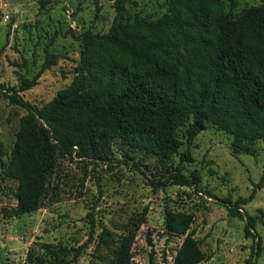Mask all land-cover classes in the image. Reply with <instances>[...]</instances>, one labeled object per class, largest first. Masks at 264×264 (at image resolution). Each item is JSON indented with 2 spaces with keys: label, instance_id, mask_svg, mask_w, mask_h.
Returning <instances> with one entry per match:
<instances>
[{
  "label": "trees",
  "instance_id": "trees-1",
  "mask_svg": "<svg viewBox=\"0 0 264 264\" xmlns=\"http://www.w3.org/2000/svg\"><path fill=\"white\" fill-rule=\"evenodd\" d=\"M92 3L98 13L100 0ZM126 3L114 2L106 34L90 29L80 34L75 76L43 107L24 101L19 93L35 87L41 74L57 64L48 49L31 79L19 76L17 88L0 85L1 96L26 110L3 165L4 177L16 183V207L8 216L41 208L59 158L106 163L115 140L159 160L178 156L175 171L163 184L197 189L200 173L186 166L193 161L200 127L228 135L233 156L255 157L257 144L264 143V5L232 15L223 0H167L166 12L153 20L129 15ZM263 184L264 172L248 197L222 200L232 216L245 221L246 237L256 240L246 264H255L261 243L255 234L259 218L242 214V206ZM144 220V214L129 220L112 264H132ZM192 224V215L166 210V232L183 237L172 264L206 259L190 232ZM82 250L45 243L27 252L26 264H71Z\"/></svg>",
  "mask_w": 264,
  "mask_h": 264
},
{
  "label": "rangeland",
  "instance_id": "rangeland-1",
  "mask_svg": "<svg viewBox=\"0 0 264 264\" xmlns=\"http://www.w3.org/2000/svg\"><path fill=\"white\" fill-rule=\"evenodd\" d=\"M115 1L100 0L97 13L92 0H0V85L17 88L19 76L31 79L48 49L57 56V64L41 74L35 87L19 94L37 108L50 102L76 74L78 37L89 29L106 34L115 16ZM223 2L232 15L264 5V0ZM126 9L131 16L156 20L166 12L167 0H127ZM25 114L0 95V264H26L27 252L45 243L83 246L71 264H112L129 220L142 214L145 220L133 245L132 264H172L183 237L166 232V210L192 215L190 232L206 256L200 264H246L251 257L256 240L246 237L245 221L232 216L222 200L249 196L264 172L263 142L257 144L255 157L233 156L228 135L202 127L191 150L193 161L186 166L200 173L197 189L163 184L175 171L178 156L159 160L115 140L106 163L59 158L41 208L11 217L16 183L4 177L3 165ZM242 208V214L259 218L255 234L261 251L255 264H264V184Z\"/></svg>",
  "mask_w": 264,
  "mask_h": 264
},
{
  "label": "water",
  "instance_id": "water-1",
  "mask_svg": "<svg viewBox=\"0 0 264 264\" xmlns=\"http://www.w3.org/2000/svg\"><path fill=\"white\" fill-rule=\"evenodd\" d=\"M200 129H202V127H200Z\"/></svg>",
  "mask_w": 264,
  "mask_h": 264
}]
</instances>
